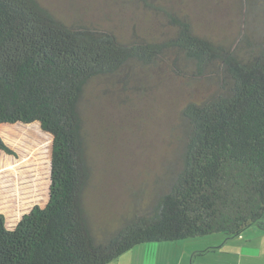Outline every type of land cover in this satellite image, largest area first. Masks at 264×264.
<instances>
[{"label":"trees","instance_id":"obj_1","mask_svg":"<svg viewBox=\"0 0 264 264\" xmlns=\"http://www.w3.org/2000/svg\"><path fill=\"white\" fill-rule=\"evenodd\" d=\"M139 1L163 15L172 37L124 41L67 23L41 0H0V127L37 123L52 138L48 201L11 229L0 214V264H110L141 245L264 232V0H241L239 28L226 37ZM165 68L200 98L177 116L164 173L100 233L87 206L85 98L96 83L122 84V93L137 70L140 83ZM0 152L18 157L1 135Z\"/></svg>","mask_w":264,"mask_h":264},{"label":"rangeland","instance_id":"obj_2","mask_svg":"<svg viewBox=\"0 0 264 264\" xmlns=\"http://www.w3.org/2000/svg\"><path fill=\"white\" fill-rule=\"evenodd\" d=\"M240 1L148 0V4L188 15L207 37H226L239 28ZM139 2L41 0L67 23L113 31L124 41L172 37L174 28L163 15ZM139 73L128 76L124 85L128 91L120 93L122 84L103 81L94 84L85 98L84 131L92 169L87 206L100 233L106 226L113 229L126 214L135 201L134 192L146 185L152 188L164 173L165 161L177 144L173 133L177 116L190 99L200 98L196 84L182 81L169 69L150 74L148 80L140 75V83L133 79ZM0 135L18 155L0 152V214L9 229L32 207H44L48 201L52 138L37 123L3 125Z\"/></svg>","mask_w":264,"mask_h":264},{"label":"crops","instance_id":"obj_3","mask_svg":"<svg viewBox=\"0 0 264 264\" xmlns=\"http://www.w3.org/2000/svg\"><path fill=\"white\" fill-rule=\"evenodd\" d=\"M206 248L216 249L202 253ZM110 264H264V232L252 227L233 239L214 236L204 240L141 245Z\"/></svg>","mask_w":264,"mask_h":264},{"label":"bare ground","instance_id":"obj_4","mask_svg":"<svg viewBox=\"0 0 264 264\" xmlns=\"http://www.w3.org/2000/svg\"><path fill=\"white\" fill-rule=\"evenodd\" d=\"M29 134H30V133H29ZM29 137H30V138H33L32 135H29ZM48 191H49V190H48ZM24 205H26V204H24Z\"/></svg>","mask_w":264,"mask_h":264},{"label":"clouds","instance_id":"obj_5","mask_svg":"<svg viewBox=\"0 0 264 264\" xmlns=\"http://www.w3.org/2000/svg\"><path fill=\"white\" fill-rule=\"evenodd\" d=\"M1 127H2V126H1ZM1 127H0V128H1ZM48 193H49V192H48ZM48 198H49V197H48Z\"/></svg>","mask_w":264,"mask_h":264}]
</instances>
